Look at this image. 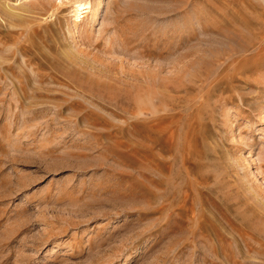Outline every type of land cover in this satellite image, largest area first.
Instances as JSON below:
<instances>
[{
  "label": "rangeland",
  "instance_id": "374dc122",
  "mask_svg": "<svg viewBox=\"0 0 264 264\" xmlns=\"http://www.w3.org/2000/svg\"><path fill=\"white\" fill-rule=\"evenodd\" d=\"M0 264H264V0H0Z\"/></svg>",
  "mask_w": 264,
  "mask_h": 264
},
{
  "label": "bare ground",
  "instance_id": "6f19581e",
  "mask_svg": "<svg viewBox=\"0 0 264 264\" xmlns=\"http://www.w3.org/2000/svg\"><path fill=\"white\" fill-rule=\"evenodd\" d=\"M89 5L88 2H79L78 4L76 3V6L74 8L75 14L77 13V17L81 16L80 13L84 12L86 9H88Z\"/></svg>",
  "mask_w": 264,
  "mask_h": 264
}]
</instances>
